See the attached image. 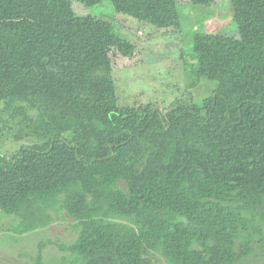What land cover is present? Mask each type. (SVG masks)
<instances>
[{"label":"trees","instance_id":"obj_1","mask_svg":"<svg viewBox=\"0 0 264 264\" xmlns=\"http://www.w3.org/2000/svg\"><path fill=\"white\" fill-rule=\"evenodd\" d=\"M228 1L236 36H193L190 70L215 88L160 111L118 105L111 72L141 54L114 22L74 0H0V104L35 138L0 153V211L18 231L70 217L77 235L59 248L82 264H152L150 251L236 264L254 236L264 248V0ZM109 2L158 32L180 28L177 0Z\"/></svg>","mask_w":264,"mask_h":264},{"label":"rangeland","instance_id":"obj_2","mask_svg":"<svg viewBox=\"0 0 264 264\" xmlns=\"http://www.w3.org/2000/svg\"><path fill=\"white\" fill-rule=\"evenodd\" d=\"M177 1L180 28L171 34L158 32L144 21L115 12L109 0L91 7L74 0L77 14L114 22L116 33L135 42L139 49L138 65L111 72L118 105L149 104L164 111L176 99L201 103L215 88V81L196 79L190 70L191 66L198 65L193 36L205 32L236 36L229 1L219 0L210 6ZM17 113L12 107L0 104V153L7 156L35 140L33 136H23L22 119ZM255 222L264 230L262 216L256 214ZM18 223V218L0 211V264H82L69 251L59 248L61 244L72 243L77 235L70 217H59L45 227L25 232L18 231ZM40 243L43 244L41 256L38 255ZM252 247L253 252L236 264H264V248L258 236L253 237ZM147 256L152 264H168L159 252L150 251Z\"/></svg>","mask_w":264,"mask_h":264}]
</instances>
